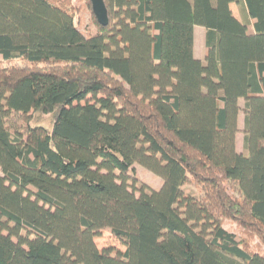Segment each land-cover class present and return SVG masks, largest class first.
I'll return each mask as SVG.
<instances>
[{
  "label": "trees",
  "instance_id": "16d2710c",
  "mask_svg": "<svg viewBox=\"0 0 264 264\" xmlns=\"http://www.w3.org/2000/svg\"><path fill=\"white\" fill-rule=\"evenodd\" d=\"M103 1L0 0V264H264V0Z\"/></svg>",
  "mask_w": 264,
  "mask_h": 264
},
{
  "label": "rangeland",
  "instance_id": "374dc122",
  "mask_svg": "<svg viewBox=\"0 0 264 264\" xmlns=\"http://www.w3.org/2000/svg\"><path fill=\"white\" fill-rule=\"evenodd\" d=\"M63 2L66 4L68 9H70L74 13L75 21L77 25L84 29L85 27H89L91 29H95L93 26V14L91 11V5L88 0H63ZM233 12L242 22H247L249 23L247 17L245 18L242 16L240 7L236 8L233 7ZM251 30V25L248 27V32L250 33ZM195 42H196V51L197 53H204V30L199 27H195ZM196 53V56H198ZM31 123H37L43 125L46 129H50L51 127V116H42V115H35L31 117L30 120ZM22 124V119L18 115H13L11 118L8 119L7 125L9 127V130L11 131H16L19 130L20 127L19 125ZM24 124V123H23ZM24 126V125H23ZM22 128V127H21ZM133 176H135L140 183H144L147 186L157 189L160 187V180L156 177L153 176L152 173L146 171L145 169L134 165L133 166ZM186 191L190 194L197 195V190L196 187L193 184H188L186 186ZM224 228L226 230L234 231L235 227L232 224H229L225 222ZM98 247L101 249L103 247H116L119 250H124L120 245L118 244L115 239L110 236L108 232H104L102 237L98 239L97 241Z\"/></svg>",
  "mask_w": 264,
  "mask_h": 264
},
{
  "label": "crops",
  "instance_id": "0c3cea01",
  "mask_svg": "<svg viewBox=\"0 0 264 264\" xmlns=\"http://www.w3.org/2000/svg\"><path fill=\"white\" fill-rule=\"evenodd\" d=\"M233 7L238 8V6L232 4V5L230 6V9H231L233 15H234L237 19H239L238 16H236V15L234 14V12H233ZM240 10H241V9H240ZM241 14H242V15L244 14L242 10H241ZM239 20H240V19H239ZM251 30H252V29H251ZM194 32H195V29H194ZM250 33H252V31H251ZM204 34H205V31H204ZM203 37H204V36H203ZM195 47H196V42H195V34H194V56H195V58H197L198 60L202 61L203 58H204L205 51H204V53H200V52L197 53ZM196 53H197L198 56H196ZM239 103H240V106H241V107H242L243 104H244V102H243L242 100H240ZM243 125H244V116H243L242 113H240L239 116H238V128H239L240 131H242V129H243ZM242 145H243V135H242L241 132H239V133L237 134V136H236V148H237V151H238L239 153L242 152Z\"/></svg>",
  "mask_w": 264,
  "mask_h": 264
},
{
  "label": "water",
  "instance_id": "95a60500",
  "mask_svg": "<svg viewBox=\"0 0 264 264\" xmlns=\"http://www.w3.org/2000/svg\"><path fill=\"white\" fill-rule=\"evenodd\" d=\"M92 14L97 22L102 27L108 25V13L103 0H89Z\"/></svg>",
  "mask_w": 264,
  "mask_h": 264
}]
</instances>
